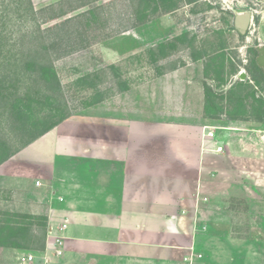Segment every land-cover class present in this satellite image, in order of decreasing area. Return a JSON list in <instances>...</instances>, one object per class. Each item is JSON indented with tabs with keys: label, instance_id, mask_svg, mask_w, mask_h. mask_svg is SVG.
<instances>
[{
	"label": "crops",
	"instance_id": "0c3cea01",
	"mask_svg": "<svg viewBox=\"0 0 264 264\" xmlns=\"http://www.w3.org/2000/svg\"><path fill=\"white\" fill-rule=\"evenodd\" d=\"M141 30L145 46L148 24ZM105 47L101 60L119 61ZM203 79L187 67L130 91L104 87L103 98L0 165L1 172L17 167L7 184L14 212L47 220L35 264H247L235 259L242 243L226 223H264V122L208 117ZM241 192L244 219L227 207ZM213 215L229 251L219 258L207 249L216 238ZM53 236L64 240L59 257L49 247ZM257 236L249 234L254 248L264 232Z\"/></svg>",
	"mask_w": 264,
	"mask_h": 264
},
{
	"label": "rangeland",
	"instance_id": "374dc122",
	"mask_svg": "<svg viewBox=\"0 0 264 264\" xmlns=\"http://www.w3.org/2000/svg\"><path fill=\"white\" fill-rule=\"evenodd\" d=\"M36 1L30 7L28 0H0V158L103 98L102 88L130 91L172 69L189 67L204 77L208 117L264 122V0ZM245 11L251 18L241 34L235 15ZM144 24L149 35L142 46L138 34ZM105 46L122 56L119 61L101 60ZM4 76L17 78L19 94H13L15 81H1ZM16 168L0 170V264H22L28 255V264H35L43 260L48 223L14 212L7 184ZM236 200L229 198L227 207L244 219L242 192ZM218 219L213 215L210 227L215 237L225 230ZM226 224L242 243L235 259L264 264V223ZM22 229L29 230L28 240L14 239ZM256 229L263 242L254 248L249 234ZM222 247L218 237L207 244L214 258L229 254Z\"/></svg>",
	"mask_w": 264,
	"mask_h": 264
},
{
	"label": "trees",
	"instance_id": "16d2710c",
	"mask_svg": "<svg viewBox=\"0 0 264 264\" xmlns=\"http://www.w3.org/2000/svg\"><path fill=\"white\" fill-rule=\"evenodd\" d=\"M30 3H29V6L30 7H32V3H31V0H28ZM50 75H52V73L50 72ZM1 81L2 82H10V81H12V82H16V85H15V83H14V85L13 86H11L13 89V94H19V91H21L20 90V87H18V80H17V78H9V79H7V77L6 76H4V77H2L1 78ZM27 86V85H26ZM26 91H28V90H26ZM25 94H27V96H33V95H35V93L33 92V91H28V92H26ZM39 94V93H38ZM2 115L3 114H5L6 113V111H4L3 109H2ZM64 120V119H63ZM57 124H59V123H56V124H53V125H51L48 129H46V130H44L42 133H40L38 136H36V137H34V138H32V139H30V140H28V141H26L25 143H23L22 144V146L21 147H19V148H17V149H15V150H13V151H10L9 153H7L6 155H4L3 157H1L0 158V165L3 163V162H5L7 159H9L10 157H12V156H14L16 153H18L21 149H23L24 147H26L27 145H29L32 141H34L35 139H37L38 137H40V136H42L43 134H45L46 132H48L50 129H52L53 127H55ZM23 215V214H22ZM27 216V215H26ZM12 237L14 238V239H18V240H28V238H29V230H27V229H22V230H20L17 234H14V235H12ZM13 247H15V248H20V246H17V245H13ZM41 251V250H40Z\"/></svg>",
	"mask_w": 264,
	"mask_h": 264
},
{
	"label": "built area",
	"instance_id": "2783aa9c",
	"mask_svg": "<svg viewBox=\"0 0 264 264\" xmlns=\"http://www.w3.org/2000/svg\"><path fill=\"white\" fill-rule=\"evenodd\" d=\"M209 135H212V133H209ZM217 150H221V148H218ZM40 182H37V185H39ZM66 227L65 224L60 226V230H63ZM49 243V247L53 246L54 249V254L59 257L63 254V249H64V240L62 237H58V236H53L52 239H50ZM22 264H28L30 262H32L33 260V256L32 255H28L25 258H22Z\"/></svg>",
	"mask_w": 264,
	"mask_h": 264
},
{
	"label": "water",
	"instance_id": "95a60500",
	"mask_svg": "<svg viewBox=\"0 0 264 264\" xmlns=\"http://www.w3.org/2000/svg\"><path fill=\"white\" fill-rule=\"evenodd\" d=\"M250 18H251V14L248 11L236 13L235 26L241 34H244L246 32ZM239 78L240 79L244 78L243 73L239 74Z\"/></svg>",
	"mask_w": 264,
	"mask_h": 264
}]
</instances>
